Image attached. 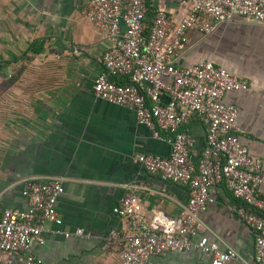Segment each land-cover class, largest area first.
I'll return each instance as SVG.
<instances>
[{
  "label": "crops",
  "instance_id": "crops-1",
  "mask_svg": "<svg viewBox=\"0 0 264 264\" xmlns=\"http://www.w3.org/2000/svg\"><path fill=\"white\" fill-rule=\"evenodd\" d=\"M92 1L0 0V216L7 209L28 210L24 180L65 179L57 203L62 225L48 226L43 241L32 244L42 264H121L123 244L107 236L123 234L125 222L116 213L124 194L137 191L152 226L180 217L189 198L188 187L134 162L140 155L167 157L168 141L155 139L133 111L93 95L110 41L82 15ZM146 6L148 31L159 10L180 22L190 0H146ZM186 37L175 59L178 67L210 61L250 83L247 91L231 93L225 101L239 111L250 155L262 161L264 197V25L238 17L209 36L191 30ZM38 41L44 47L37 55L30 48ZM187 133L197 163L206 149L207 126L193 116ZM212 194L200 235L209 233L221 250L228 246L252 259L254 233L239 218V203L224 184L213 187ZM78 229L87 237L64 236ZM25 256L0 251V264H24ZM210 262V255L195 250L151 259V264Z\"/></svg>",
  "mask_w": 264,
  "mask_h": 264
},
{
  "label": "built area",
  "instance_id": "built-area-1",
  "mask_svg": "<svg viewBox=\"0 0 264 264\" xmlns=\"http://www.w3.org/2000/svg\"><path fill=\"white\" fill-rule=\"evenodd\" d=\"M147 10L146 0H93L82 11L110 41L92 91L96 99L133 111L155 139L168 141L167 157L140 155L134 162L164 181L188 187L189 198L180 217L163 218L152 226L137 191L129 190L116 213L125 222L123 234L110 231L107 240L123 244L121 264H151L158 256L194 250L210 255V264H264L262 161L250 155L241 138L239 111L225 101L231 93L247 91L250 83L210 61L190 67L175 64L188 31L209 36L238 17L264 25V0H190L188 13L178 23L165 11H156L145 35ZM193 116L207 126L206 149L197 163L187 133ZM64 183L62 177L23 181L28 210L3 211L1 252L25 254L24 264H42L31 252L32 244L43 241L48 226L62 225L57 203ZM219 184L239 203L237 214L254 233L252 259L228 246L221 250L209 233L200 235L202 216L214 202L212 188ZM71 235L87 237L81 229L64 233L66 238Z\"/></svg>",
  "mask_w": 264,
  "mask_h": 264
},
{
  "label": "trees",
  "instance_id": "trees-1",
  "mask_svg": "<svg viewBox=\"0 0 264 264\" xmlns=\"http://www.w3.org/2000/svg\"><path fill=\"white\" fill-rule=\"evenodd\" d=\"M144 22H145V20H144ZM147 33H148V31L146 29L144 34L147 35ZM43 47H44V41H38L31 46L30 50L32 51V53L38 55V54L42 53ZM0 218H1V216H0Z\"/></svg>",
  "mask_w": 264,
  "mask_h": 264
}]
</instances>
